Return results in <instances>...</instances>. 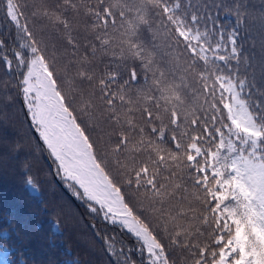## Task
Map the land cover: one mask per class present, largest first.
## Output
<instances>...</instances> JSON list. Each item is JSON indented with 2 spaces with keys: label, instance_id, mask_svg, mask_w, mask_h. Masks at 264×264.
<instances>
[{
  "label": "snow or ice",
  "instance_id": "snow-or-ice-1",
  "mask_svg": "<svg viewBox=\"0 0 264 264\" xmlns=\"http://www.w3.org/2000/svg\"><path fill=\"white\" fill-rule=\"evenodd\" d=\"M0 9V94L19 100L88 211L134 237L126 248L96 233L112 264H137L134 251L140 264H264V2Z\"/></svg>",
  "mask_w": 264,
  "mask_h": 264
},
{
  "label": "trees",
  "instance_id": "trees-1",
  "mask_svg": "<svg viewBox=\"0 0 264 264\" xmlns=\"http://www.w3.org/2000/svg\"><path fill=\"white\" fill-rule=\"evenodd\" d=\"M262 2L251 0L257 8ZM234 19L223 13L220 17L222 23ZM21 109L18 99L4 101L0 94V233L11 234L10 240L0 238V264H6L5 248L11 253V264H112L96 233L113 234L117 247L123 243L126 248L135 246L134 237L88 211L87 201L68 187L73 182L57 175L56 162ZM26 176L38 186V199L30 192ZM53 221L62 230L59 238L52 234ZM65 249L71 250L73 260L65 258ZM132 258L140 264L135 251Z\"/></svg>",
  "mask_w": 264,
  "mask_h": 264
}]
</instances>
